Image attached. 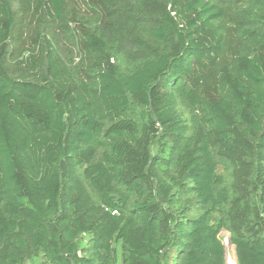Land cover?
<instances>
[{
	"label": "trees",
	"instance_id": "1",
	"mask_svg": "<svg viewBox=\"0 0 264 264\" xmlns=\"http://www.w3.org/2000/svg\"><path fill=\"white\" fill-rule=\"evenodd\" d=\"M264 264V0H0V264Z\"/></svg>",
	"mask_w": 264,
	"mask_h": 264
},
{
	"label": "rangeland",
	"instance_id": "2",
	"mask_svg": "<svg viewBox=\"0 0 264 264\" xmlns=\"http://www.w3.org/2000/svg\"><path fill=\"white\" fill-rule=\"evenodd\" d=\"M227 238H225L226 243ZM227 246L226 264H237L230 245Z\"/></svg>",
	"mask_w": 264,
	"mask_h": 264
},
{
	"label": "water",
	"instance_id": "3",
	"mask_svg": "<svg viewBox=\"0 0 264 264\" xmlns=\"http://www.w3.org/2000/svg\"><path fill=\"white\" fill-rule=\"evenodd\" d=\"M226 245H229V240L228 239L226 240Z\"/></svg>",
	"mask_w": 264,
	"mask_h": 264
}]
</instances>
